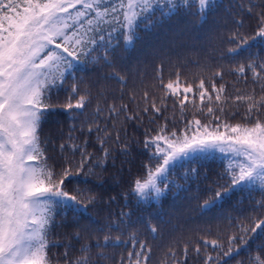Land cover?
I'll return each mask as SVG.
<instances>
[{
	"label": "snow or ice",
	"instance_id": "1",
	"mask_svg": "<svg viewBox=\"0 0 264 264\" xmlns=\"http://www.w3.org/2000/svg\"><path fill=\"white\" fill-rule=\"evenodd\" d=\"M248 5L246 9L243 4L240 7L255 18L256 29L254 34H243L239 29L243 28L244 19L235 20L237 28L229 42L236 47L228 50L233 60L257 41L264 44V0L259 3L248 0ZM214 6V0H0V264H52L49 252L57 242L51 240L50 235L56 226L57 210L79 214L81 210L87 212L88 206L97 202L90 188L76 187L69 191L66 181L72 183L83 175L81 182L86 183L88 177L96 174L95 168L102 167L111 157V150L106 147L111 133L107 126L101 128L99 124L104 109L97 106L91 122L81 124L82 132L84 124L88 133L96 132L101 157L87 151V140L76 144L70 133L69 143L59 147L61 153L69 150L73 158L64 156V163L57 169L49 165L40 137L41 123L55 107L51 103L53 93L64 87L69 74L73 83L70 90H66L65 103L60 107L74 117L83 114L76 110L86 108L90 93H82L75 81L76 65L98 64L103 60L111 66L109 55L119 41L123 40L126 48L133 46L141 27L149 29L182 9L187 14L198 15L203 22ZM192 8L196 11L192 12ZM233 71L241 77L246 71L251 72L250 92L236 89L237 94H227L224 83H216V78L223 80L221 71L212 73L207 87L205 79L199 78L194 89L191 82L181 83L179 70L176 79L165 84L161 70L157 69V79L164 92L159 104L155 97L149 100L145 92L143 107L138 105L135 111L130 112L125 104L107 106L112 120L123 115L125 122H142L145 116L150 124L164 121L155 135L146 133L143 147L155 164L146 165V175L133 181L131 191L138 202L160 201L170 190L169 177L177 164L214 152L228 160L224 173L227 182L217 186L214 197L205 200L202 209H211L217 200L235 190L258 188L264 196V60L249 56L246 65L238 63ZM108 79L124 84V78L118 73H112ZM181 92L182 99L179 98ZM188 94L199 97V105H195L194 100L192 103L203 119L196 118L195 112L192 119L186 118ZM169 96L178 98L180 108L179 120L175 115L171 118L172 130L168 129ZM175 108L174 103L173 113ZM238 114L241 122L229 123ZM181 122L184 128L178 134L175 125ZM127 150V144L121 145L122 152L127 153ZM77 152L78 161L74 159ZM255 203L258 209H264V199ZM151 231L155 233L156 229ZM262 236L264 218L253 216L247 224H238V231L228 236L226 246L219 239L202 237V245H196L194 251L199 256L203 249V264H226L224 258L232 257L241 246H248L250 241ZM73 238L78 241L80 232L76 231ZM121 243L124 242L119 237L113 241L106 234L103 243L97 240L96 257L91 254V246L84 243L78 249L80 254L71 258L69 253L73 246L68 243L62 254L63 264H96L97 259L106 258L103 252L106 246ZM132 246H138L139 250L129 251L119 264H150L151 247L135 238ZM209 246L215 250V255L208 251ZM256 251L257 255L250 251L247 264H264V243L256 245ZM169 253L173 264H180V260L175 259L176 252L170 248ZM165 256L162 264H167L168 253ZM187 256L188 246L185 245L182 259Z\"/></svg>",
	"mask_w": 264,
	"mask_h": 264
},
{
	"label": "trees",
	"instance_id": "2",
	"mask_svg": "<svg viewBox=\"0 0 264 264\" xmlns=\"http://www.w3.org/2000/svg\"><path fill=\"white\" fill-rule=\"evenodd\" d=\"M259 3V0H256ZM246 9L248 0H214V7L202 22L198 15L187 14L181 10L179 14L170 19H163L155 26L138 29L134 45L126 48L120 40L114 52L110 53L111 66L103 60L100 63L76 65L75 81L81 92L90 93L89 100L82 115L71 114L60 105L65 103L67 91L70 90L73 78L69 74L64 87L54 92L51 103L55 106L40 126V137L44 142L45 154L49 165L59 166L64 163V156L72 159L69 150L61 153L60 144L69 143V134L75 138L76 144H83L87 140V151L94 153L95 157L103 155L97 143L95 131L88 133L87 124L85 131H81L84 121L91 122L97 106L104 109V115L99 117L101 128L107 126L111 138L106 144L111 150V157L102 167L95 168V175L88 177L86 183L81 181L83 175L73 179L72 183L66 181L67 190L76 187L90 188L96 195L97 202L89 205L87 212L82 210L79 214L57 210L55 217L56 226L52 228L50 239L57 242L50 248L49 256L52 264H63L62 254L65 245L73 246L69 256L75 257L80 253L78 249L82 244L91 246L92 256L96 257L98 249L95 247L97 240L103 243V238L109 234L114 241L119 237L121 243L115 247L108 245L103 249L105 259H97L96 264H119L122 257L126 259L129 251H138V246H132V239L137 242L145 241L151 247L150 264H162L168 253L167 264H173L169 249L176 252V260L180 264H203V249L199 256L194 248L202 245V237L208 240L219 239L225 243L229 235L238 231V224H247L251 217L264 218V209H258L256 201L264 199L258 188L252 190H235L221 200H217L211 209H202L205 200L214 197L218 185H224L227 177L224 176L228 160L219 152L198 156L194 159L177 164L169 177L170 190L158 202H138L131 189L133 181L146 175V165L155 161L150 160L149 152L143 147L147 135H155L159 126L164 123L160 120L150 124L148 117L143 121H127L121 115L116 120L108 117L107 106L125 104L130 112L135 111L139 105L143 107V95H149V100L164 95L157 79V69L166 84L169 80L176 79L179 70L181 83L191 82L195 85L199 78H204L206 87L212 73L221 71L223 80L216 78V83H224L226 92L235 95L236 89L242 93L252 90L253 82L251 72L246 71L244 77L239 76L233 69L238 63H248L249 56L257 61L264 60V44L257 41L250 49L243 52L233 60L229 54L230 48H235V43L229 42L230 35L236 31L235 20L243 18L245 23L239 31L243 34H254L256 20L241 10V5ZM192 12L196 9L192 8ZM259 11V9H257ZM102 55V53H96ZM112 73H118L124 78L122 85L116 79H108ZM257 91H259L257 89ZM209 92L211 89L209 88ZM103 93V95H101ZM189 95V102L185 116L192 119L195 112L196 118L203 119L195 111L192 101L199 105V97ZM214 95V94H213ZM181 92L179 98L182 99ZM135 98L133 100L132 98ZM176 104L173 113L172 106ZM207 103V100H205ZM170 122L168 129L172 130L171 118L175 115L180 118L178 98L169 96L167 100ZM213 107L216 104L213 103ZM244 111L241 107L240 112ZM241 122L238 114L229 123ZM115 125V127L113 126ZM184 124L177 123L175 130L180 134ZM102 135V133H101ZM119 135V141L116 136ZM127 144V153L121 151V145ZM75 160L80 159L79 152ZM195 169V172L190 171ZM224 177L223 179L221 177ZM124 213L125 215H121ZM108 225H119L109 229ZM152 228L156 232L151 231ZM79 231L80 239L77 241L73 234ZM259 232V230H258ZM264 243V236L250 241L248 246H241L240 251L232 257L224 258L226 264H247L251 251L257 255L256 245ZM188 246L187 259H182L184 246ZM209 252L215 255V250L209 246Z\"/></svg>",
	"mask_w": 264,
	"mask_h": 264
}]
</instances>
